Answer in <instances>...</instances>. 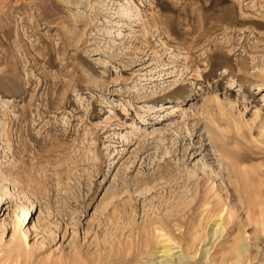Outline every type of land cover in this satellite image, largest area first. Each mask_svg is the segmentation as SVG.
Segmentation results:
<instances>
[{
    "label": "rangeland",
    "instance_id": "rangeland-1",
    "mask_svg": "<svg viewBox=\"0 0 264 264\" xmlns=\"http://www.w3.org/2000/svg\"><path fill=\"white\" fill-rule=\"evenodd\" d=\"M155 224L264 264V0H0V264H147Z\"/></svg>",
    "mask_w": 264,
    "mask_h": 264
},
{
    "label": "bare ground",
    "instance_id": "bare-ground-1",
    "mask_svg": "<svg viewBox=\"0 0 264 264\" xmlns=\"http://www.w3.org/2000/svg\"><path fill=\"white\" fill-rule=\"evenodd\" d=\"M227 20H229V18ZM245 21L246 20H243V21H241V23H244ZM231 22H232V20H231ZM170 108H172L171 110L173 112H177V111L182 109V105L181 104L172 105L170 102H166V103H162L160 105L152 106V107L148 108V111L154 110L157 112L160 110H166V109H170ZM232 172L236 178L235 182L241 181L242 172H241V169L239 167H237V165L233 164ZM236 192H237V190H236ZM226 215L230 219L232 217V212L228 206L226 207L224 205H221L219 212L215 215V217L213 219L215 231L214 232H208L209 230H207L206 235H205L206 237H208V235H209L212 238V240L215 241L219 237H221V235H223V232H225V230H226V225L224 223V219H225ZM28 216H29V209L26 207H21L19 209V212L17 215L18 221L20 220V222H22L23 220H26L28 218ZM152 228H153L154 235L150 239H147V237H146L141 255L142 256L146 255L147 257L151 258L150 263H147V264H176V263H173L172 261H169V259H167V257L174 255L173 250L177 248V244H179V243H176L170 237L171 235H167L166 228H164L162 224H155ZM198 236H199V233L195 232V236L193 238L194 241L196 240V238ZM239 240L240 239H238L236 241L234 240L233 245H231L229 247L227 253L224 252L225 253L224 254L222 252L224 255L221 254L222 255V257L220 258L221 264H246L248 257L245 255L246 254L245 252H247V250H248V245L240 243ZM205 258H206V256H205Z\"/></svg>",
    "mask_w": 264,
    "mask_h": 264
}]
</instances>
